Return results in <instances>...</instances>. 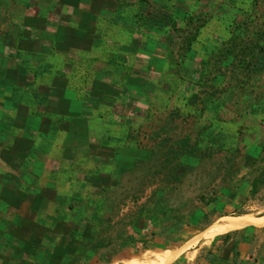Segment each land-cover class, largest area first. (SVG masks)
I'll list each match as a JSON object with an SVG mask.
<instances>
[{
  "label": "rangeland",
  "instance_id": "obj_1",
  "mask_svg": "<svg viewBox=\"0 0 264 264\" xmlns=\"http://www.w3.org/2000/svg\"><path fill=\"white\" fill-rule=\"evenodd\" d=\"M76 4L59 27L75 55L59 59L60 103L45 106L60 114L61 193L0 202V264L184 245L159 255L169 264L264 215V0Z\"/></svg>",
  "mask_w": 264,
  "mask_h": 264
},
{
  "label": "crops",
  "instance_id": "obj_2",
  "mask_svg": "<svg viewBox=\"0 0 264 264\" xmlns=\"http://www.w3.org/2000/svg\"><path fill=\"white\" fill-rule=\"evenodd\" d=\"M76 6V0H0V202L23 203L32 197L47 201L49 192L61 193L63 176L56 165L60 114L45 106L60 103L55 76L59 59L75 55L73 49L59 50V27L75 25ZM72 67L68 64L63 71L72 73ZM64 88L65 104L75 106L72 89ZM75 135L73 126L68 138ZM69 149L63 147L65 153ZM255 219L225 234L217 232L211 240L200 238L169 264H264V215ZM183 246L163 251L130 248L115 261L100 264H159V255Z\"/></svg>",
  "mask_w": 264,
  "mask_h": 264
},
{
  "label": "bare ground",
  "instance_id": "obj_3",
  "mask_svg": "<svg viewBox=\"0 0 264 264\" xmlns=\"http://www.w3.org/2000/svg\"><path fill=\"white\" fill-rule=\"evenodd\" d=\"M241 218H242V217H241ZM250 218H251V217H250ZM256 218H257V217H256ZM261 218H262V217H261ZM246 219H247V218H246ZM251 219H252V218H251ZM254 219H255V218H254ZM252 220H253V219H252ZM256 220H257V219H256ZM256 220H255V221H256ZM231 221H232V220H231ZM253 221H254V220H253ZM255 221H254V223H256ZM223 224H224V222H223ZM231 224H232V223H231ZM240 224H241V223H240ZM233 225H234V224H233ZM248 225H249V224H248ZM244 227H245V226H244Z\"/></svg>",
  "mask_w": 264,
  "mask_h": 264
}]
</instances>
